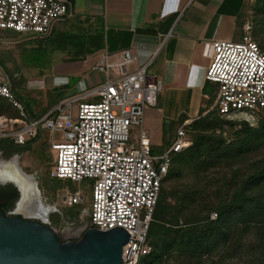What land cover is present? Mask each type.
Listing matches in <instances>:
<instances>
[{
  "label": "built area",
  "instance_id": "built-area-1",
  "mask_svg": "<svg viewBox=\"0 0 264 264\" xmlns=\"http://www.w3.org/2000/svg\"><path fill=\"white\" fill-rule=\"evenodd\" d=\"M69 17L68 0H0V31L25 39L46 38ZM242 31L239 42H202L201 54L208 60L204 80L216 86L213 105L204 115L214 111L225 119L264 120V51L252 36L251 21L243 23ZM158 51L133 70H129L135 62L130 50L113 59L101 57L92 69L104 74V83L54 105L37 119L28 118L9 83L0 78V97L18 114L15 119L0 117V139L23 146L35 135L49 136L54 152L50 178L80 185L71 191L57 190L51 213L60 214V207H80L85 192H90L88 221L81 233L124 229L130 237L122 247L121 264H138L150 253L147 230L162 181L173 156L191 145L184 123L161 153L151 151L143 118L147 107L156 106L162 87L147 73ZM91 97L98 100L86 101ZM44 223L50 227L49 221Z\"/></svg>",
  "mask_w": 264,
  "mask_h": 264
},
{
  "label": "trees",
  "instance_id": "trees-1",
  "mask_svg": "<svg viewBox=\"0 0 264 264\" xmlns=\"http://www.w3.org/2000/svg\"><path fill=\"white\" fill-rule=\"evenodd\" d=\"M68 38H75V42L66 45ZM26 40L31 46L23 56L41 49L51 54L58 50H69V61H81L86 55L101 49L102 35L85 29L64 34L53 30L46 38ZM0 68L8 79L12 95L22 104L29 119H37L48 111L44 109L42 115L32 117L28 104L13 94L10 80L17 75L16 66L10 71L3 54H0ZM1 100L6 101L0 97V116L17 118V112L15 115ZM203 112L186 126L188 134H191L188 135L191 145L173 156L162 182L180 178L184 168L194 176L208 175L220 169H234L223 187H227L226 193L217 186L215 201L203 202V198L208 196L196 193L186 184L172 190L161 185L147 230L151 251L138 264H165L170 260L179 264H204L203 260L206 259L230 257L239 253L241 238L251 233L256 236L257 242L249 250L259 255L256 258L259 263L264 262V159L254 163V169L245 177H239V169L233 167L264 149V120L259 118L256 128L244 122L237 124L240 129L229 141L221 132L216 134V130H221L224 124L235 123L224 121L214 111L205 115H202ZM0 143L13 146L7 140H0ZM57 185H53L52 189L55 190ZM193 204H197V208ZM212 212L215 219H209Z\"/></svg>",
  "mask_w": 264,
  "mask_h": 264
},
{
  "label": "crops",
  "instance_id": "crops-1",
  "mask_svg": "<svg viewBox=\"0 0 264 264\" xmlns=\"http://www.w3.org/2000/svg\"><path fill=\"white\" fill-rule=\"evenodd\" d=\"M68 1L71 17L57 23L69 22L65 33L85 29L102 35L101 49L81 61L61 63V70L76 68L74 74L80 76L82 85L104 83V74L92 68L105 55L113 59L122 50H130L135 62L129 70H133L159 50L147 73L157 77L162 87L156 106L147 107L143 118L154 154L171 144L182 124L189 125L202 110L204 115L213 105L216 86L204 80L208 60L201 54L202 42H239L243 23L249 20L247 0ZM56 25L53 30L60 32ZM80 95H68L60 102ZM97 100L91 97L86 101ZM53 106L46 104L42 108L49 110ZM42 111L33 110L30 114L37 117Z\"/></svg>",
  "mask_w": 264,
  "mask_h": 264
},
{
  "label": "rangeland",
  "instance_id": "rangeland-1",
  "mask_svg": "<svg viewBox=\"0 0 264 264\" xmlns=\"http://www.w3.org/2000/svg\"><path fill=\"white\" fill-rule=\"evenodd\" d=\"M248 18L253 26L252 36L264 51V0H247ZM69 22H62L61 25L57 24L56 27H60V32L65 33ZM75 42V38H68L66 45H71ZM28 40L22 36L0 31V54H3L6 67L11 71L16 66V74L13 75L10 83L12 85L13 94L20 97L25 104H28L30 111L33 110L42 111V108L46 104L50 107L58 104L62 99L68 95H80L86 92L90 88H94L99 84H93L86 87L79 82L80 76H75L74 72L76 68H69L61 70V63L67 62L70 56L69 50L56 51L54 53L45 52L44 50L32 51L30 54L23 56L29 48ZM35 46V45H32ZM67 49H70L67 47ZM71 50V49H70ZM78 50V48L76 49ZM69 51V52H68ZM76 52V51H73ZM5 75L0 68V78L5 80ZM10 78V77H9ZM76 88V89H75ZM1 102L13 110L16 115V110L6 101ZM212 104V100L210 102ZM1 117V116H0ZM224 121L233 122L234 125L224 124L222 129L216 130V134L221 132V135L233 140L235 133L240 129L237 124L247 123L248 126L256 128L258 126V116L245 120L241 117H234L232 119L222 118ZM3 128V124L0 123V129ZM188 135H191L190 133ZM57 139V136L54 137ZM50 138L46 133H42L35 141L27 146H23L16 150L8 149L3 143H0V159L9 161L17 158L19 169L27 175H32L37 181V189L40 190L39 197L41 198L42 205L45 207L56 205V191L62 188H68L70 191L79 187L70 182H62L57 179L50 178V170L53 166L54 152L49 148ZM12 158V159H11ZM264 159V149L254 156H250L239 164H234V168L239 170V177H245L254 169V163ZM234 169H220L218 171H211L203 176H194L190 173V170L183 169L182 176L180 178H173L162 182V186L166 189L172 190L186 184L192 188L198 194L207 195V198H203V202L208 200L215 201L214 195H216V187L221 188V191L226 193L227 187L224 189L225 183L232 176ZM59 183V184H58ZM58 184V185H57ZM47 185V186H46ZM53 185H57L56 189H52ZM81 189L87 190V184L81 185ZM230 192V191H229ZM87 193L84 203L80 207L66 208L60 207L58 213H49L47 219L44 222L49 221L50 227L57 233L59 240L69 241L78 240L82 236V228L88 221V207L90 192ZM40 201V200H39ZM202 204L200 203L199 208ZM50 207V208H52ZM193 207L197 208V204H193ZM52 211V210H51ZM73 211L74 213H69ZM19 213V212H18ZM21 214V213H20ZM23 215V214H22ZM26 217H30L24 215ZM31 218V217H30ZM209 219H215V213H211ZM255 235L253 233L247 234L244 238H241V246L238 250L239 253L230 257H218L213 259L203 260L204 264H264L257 261L258 254L250 252V247L256 244ZM165 264H179L178 261L170 260Z\"/></svg>",
  "mask_w": 264,
  "mask_h": 264
},
{
  "label": "water",
  "instance_id": "water-1",
  "mask_svg": "<svg viewBox=\"0 0 264 264\" xmlns=\"http://www.w3.org/2000/svg\"><path fill=\"white\" fill-rule=\"evenodd\" d=\"M129 237L124 229L115 227L89 229L78 240L62 242L44 222L23 215L7 216L0 209V264H121L122 247Z\"/></svg>",
  "mask_w": 264,
  "mask_h": 264
},
{
  "label": "bare ground",
  "instance_id": "bare-ground-1",
  "mask_svg": "<svg viewBox=\"0 0 264 264\" xmlns=\"http://www.w3.org/2000/svg\"><path fill=\"white\" fill-rule=\"evenodd\" d=\"M0 178L15 180L21 187L22 199L15 210L16 212L42 222L47 219L53 208L45 207L39 201L40 197L35 180L31 175H27L19 169L17 158L9 161L0 159Z\"/></svg>",
  "mask_w": 264,
  "mask_h": 264
},
{
  "label": "flooded vegetation",
  "instance_id": "flooded-vegetation-1",
  "mask_svg": "<svg viewBox=\"0 0 264 264\" xmlns=\"http://www.w3.org/2000/svg\"><path fill=\"white\" fill-rule=\"evenodd\" d=\"M6 147L10 150H16L22 146L13 145ZM21 199V187L16 181L0 178V209L3 211V213L7 216H22L20 213L15 211Z\"/></svg>",
  "mask_w": 264,
  "mask_h": 264
}]
</instances>
